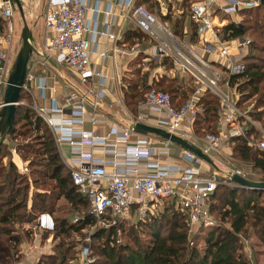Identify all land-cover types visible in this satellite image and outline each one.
<instances>
[{
	"label": "built area",
	"instance_id": "1",
	"mask_svg": "<svg viewBox=\"0 0 264 264\" xmlns=\"http://www.w3.org/2000/svg\"><path fill=\"white\" fill-rule=\"evenodd\" d=\"M137 1L49 0L47 4L44 26L49 55L74 73L85 87L80 94L69 91L61 102L51 98L48 107L35 108L50 130L70 180L87 201L88 212L94 220L84 241L79 242L78 264H95L91 257V232L118 226L132 211L141 219L153 216L165 202H171L185 216L190 234L214 227L216 222L211 218L209 201L217 186L239 187L232 181V175L248 180L242 171L233 169L223 174L215 165H221V159H229L224 145L246 137V125L251 122L248 111L237 106L236 87L232 88L228 81L221 83L212 60H204L185 49L168 26ZM159 4L166 9L163 2ZM258 6L260 0H193L190 3L188 20L197 29L199 50L214 54L229 75L241 74L244 70L242 57L250 41H223L217 31L229 24L228 16ZM13 11L9 0H0V18L10 31ZM165 13L169 11H162L163 16ZM128 23L147 37L153 56L171 59L175 70L183 68L195 77L196 85L179 107L168 93L149 90L138 101L137 114L128 119V124L108 125L100 105L107 96L106 85L112 81L122 89L123 82L118 74L108 75L104 63L108 59L131 60L139 53L138 44L121 43V33ZM102 39L112 46L101 48ZM185 53L195 55L202 66L187 63ZM12 54L11 38L0 37V110L13 64ZM33 78L28 68L27 83ZM66 84L64 89L70 90ZM46 89L43 82L40 90ZM206 90L219 100V121L216 133L199 136L193 125L199 114L200 98ZM122 99L117 95L115 103L120 113L126 115ZM135 124L151 126L186 141L208 156L213 165L160 137L135 133ZM247 142L249 147L264 152V130L260 131L259 139L251 136ZM62 147L68 149V155L63 154ZM12 153L16 156L15 150ZM17 169L22 174L27 171L25 165ZM54 228L52 215L47 212L38 215L36 231L52 233Z\"/></svg>",
	"mask_w": 264,
	"mask_h": 264
},
{
	"label": "trees",
	"instance_id": "2",
	"mask_svg": "<svg viewBox=\"0 0 264 264\" xmlns=\"http://www.w3.org/2000/svg\"><path fill=\"white\" fill-rule=\"evenodd\" d=\"M147 1L139 0L137 4L145 6ZM191 1L193 0H182L172 28L176 36H182L189 43H196L197 40L199 44L197 29L188 20ZM238 15L243 18L240 24L232 22L224 25L218 29L217 34L223 41L253 37L243 59L242 73L229 75L222 68L227 76L226 81L232 88L236 87L239 95L237 106L240 108L242 103L255 96H258L257 101L264 100V58L256 55H264V6L242 10ZM170 16L171 14H167L163 19L169 21ZM185 23L188 26L186 29H184ZM3 27L4 21L0 18V33ZM132 35L136 39L148 41L139 30H135ZM127 44L134 43L128 41ZM140 58L143 60L142 56H138L137 60ZM161 62L163 66L174 67L171 59L167 57H163ZM136 64L139 66L140 62L136 61ZM162 80L163 78H160L150 85L147 83L140 85L138 81L124 78L125 84L122 88L125 104L132 109L136 108L141 99L142 87L147 91L153 89L168 93L176 107L181 106L194 91L192 83L179 84L176 89H171L164 87ZM153 86L163 90L151 88ZM25 90L20 92V101L23 99V94L25 95ZM187 92L190 93L187 94ZM218 109L219 100L206 90L199 101V114L193 125L195 134L201 136L204 135L203 132L205 134L217 132L214 124L219 117ZM245 110L255 122L262 121L261 123L264 124V111ZM262 110H264V104H262ZM18 126L23 128V132L17 131ZM8 136L11 143L15 136H29L31 144L10 145V148L15 150L16 155L24 161L27 160L28 155L34 158L28 160L29 166L37 168L30 171L32 183L43 185L48 181L49 186H46L49 189L48 191L34 190L28 211L31 212V218L25 219V213L20 215L21 208L25 207L27 210V203L23 204V200L29 198L28 177L18 173L16 163H14L16 167L12 163L3 164L7 151L12 150L8 149L4 143L0 145V264H6L9 261L16 263L21 255L19 246L22 239L19 235H12L16 234L15 225L28 224L32 221L36 224L38 215L43 212L52 215L55 223L54 231L45 234H53L54 240L58 239L59 243L55 245L51 254L42 255L36 264H78L77 253L80 241L72 240L70 234L74 233L79 238L84 236L86 238L87 234L84 235L83 232L93 224L94 220L88 212L87 201L70 180L69 172L60 158L50 130L36 112L18 106L13 129ZM251 136L255 139L258 137L251 129H247L246 137L231 140V144L234 145V155L239 160L252 164L264 179V152L248 146L247 139ZM220 187L226 190V193L224 198L217 200L216 193ZM239 196L242 197L240 201ZM263 196L264 191L218 186L211 197L210 212L218 215L219 221L227 222L229 226L225 227L221 224L211 229L207 228L202 237L198 234L202 229L190 234L185 216L171 202H165L166 205H163L157 214L150 215L137 223V226L142 228L138 232L130 229L127 234L124 233L125 223L107 230L96 229L91 232V241L97 242L96 247H93L94 252L91 249V257L95 264H252L250 259L253 257L252 251L251 255L247 254L249 249H245L243 239L255 236L264 244V203L261 200ZM60 199L65 200L71 210L63 212L64 210L57 205ZM214 202H219V206L217 207ZM74 212L77 214L75 217ZM118 234L120 237L125 236L128 241L117 243ZM196 241L203 242V249L197 247ZM253 255H255L254 252Z\"/></svg>",
	"mask_w": 264,
	"mask_h": 264
},
{
	"label": "rangeland",
	"instance_id": "3",
	"mask_svg": "<svg viewBox=\"0 0 264 264\" xmlns=\"http://www.w3.org/2000/svg\"><path fill=\"white\" fill-rule=\"evenodd\" d=\"M19 1L22 5L24 20H25L28 28L32 32L34 31L36 37L38 36L39 41L41 42V37H43L44 33H45V27L41 26V29L36 30V24L38 22H40V25L43 24L44 18H45V13L47 10V4H48L49 0H19ZM150 1L151 2H149V4L145 5L146 8L152 14H154L156 16L158 21L167 25L168 28L170 29V31L172 32V34L174 36H176L173 32L172 25H174V22H175L174 19L176 18V13H177L178 9L180 8V6H176L175 4L173 5V7L170 6L169 13H167V14H171V16H170L169 21H167V20L163 19L164 16H163L162 11L160 9V5L155 2L156 0H150ZM172 2H176V1L172 0ZM154 4H156V5H154ZM173 11L176 13L174 14ZM13 12H14V15H13V19H12V30L10 31L8 29L6 22H4L3 31H2V33H0V37H2L4 39H6L8 36L11 38L12 47H13V54L11 57L12 62H14L16 55H17V53L21 47L20 35H21V30L23 28V21L21 19V16H20L18 10L16 8H14ZM246 18H248V17H246ZM227 19H228L229 23L233 22L236 24H240L241 20H243V18L240 15H234V16L231 15V16H228ZM227 24H224V25H227ZM187 27H188L187 23H185L184 29H186ZM183 34H184V32H183ZM176 37L178 38V40H176V39L175 40L178 41V43L182 44L185 47V49L192 50L194 53H196L199 57H202V59H204V60H212L213 69L215 71L219 72L221 83H223L224 81L227 80V76L224 73L222 66L219 64V62L216 61V57L214 54L213 55L203 54L199 50V45L197 44V40H196V43H192V42L189 43V42H187V39L182 38V36H180V37L176 36ZM245 39L249 40L251 42V39H253V37L248 36ZM135 41H138V43H141L143 47H145V45H146V42L142 41L140 38L135 39ZM36 44H40V43L36 41L35 46H36ZM136 44H137V42H136ZM41 46H42V51H43L44 47L46 46V42L43 45H39V48ZM248 48H249V46L246 48V50L244 52L245 54L243 55L242 59H244L245 55L247 54ZM256 55H258V57L264 58V55H262V54H256ZM37 57H38V55H37ZM35 58H36V54H33L31 56L30 60L34 61ZM161 60L162 59H159L158 57H155V56H153L150 60H147V61H143L140 58L139 60H137V62H140V65L139 66L136 65L134 68H132V71H130L127 74V77H129L132 80L138 81L140 85L150 83V77L152 76L153 81H158L160 78L161 79L163 78L162 82L164 83V87H166V88L170 87L171 89H176L179 84L184 85L185 83H192L193 84V85L191 84L192 87L195 88L196 79L192 74H190L187 70H185L183 68H181L182 70L177 71V70H175L174 67L172 68V67L163 66L160 64ZM39 61H42V60L39 59ZM172 63H173V61H172ZM257 63L261 64V62H257ZM243 64H244V62H243ZM61 71L66 76V78H68L69 80L75 81V79L73 78V75L71 74V72L67 68L63 69ZM138 72H139V74H138ZM137 74H138V78H137ZM153 76L155 78H153ZM209 76H211V74ZM211 77L213 78V76H211ZM137 79H139V80H137ZM175 79H177V81H175ZM221 83H218V85L220 86V88L222 90H224L225 87L222 86ZM150 84H152V83H150ZM150 84H148V85H150ZM151 88L163 90V88H159L157 86H153ZM142 89H143V91L141 94V99L143 98L144 94L147 92V89H144L143 87H142ZM188 93H190V92H187V94ZM257 99H258V96L252 97L251 99L242 103V105L240 106V109L255 110L256 112L264 111V110H262V104H264V100L257 101ZM20 102H21V105H20L21 107L28 108V109L32 110L34 113L36 112L35 111L36 105L34 104V99L32 96V90L31 89L28 88L27 90H25V95L23 94V99ZM219 111H220V105H219V109H218V116H219ZM250 120H251V122L255 123L256 125L255 124L252 125V124H250L251 122L250 123L248 122L246 127H247V129H251L252 132L256 133L258 135L257 139H259L260 138V131L264 130V124L261 123L262 121L261 122H255L252 118H250ZM218 121H219V119L214 124L216 129H217ZM17 131L19 133H21V132H23V128H20L18 126ZM203 133L205 135V132H203ZM201 136H203V135H201ZM3 143L9 149L10 145H19L21 143L31 144L32 141L30 140L29 136H27V137L15 136L12 140V143H11L10 137L7 136L4 139ZM34 145H36V144L34 143ZM233 147H234V145L231 143H229V145H224V150L226 151V153L228 155H230V157H229V159H221L223 162L221 165L215 164L218 167L219 171H221L223 174H226L229 170L236 169V170L242 171L244 174H246L247 179L249 181L264 182L263 181L264 179L262 178L261 173L258 170L254 169L252 164L247 163V162H243V161L239 160L237 157H235ZM10 149L12 150V148H10ZM7 153H8L7 156L3 159L4 165H7L8 163H12L15 166L14 163L16 162L17 163V167L15 166L16 168H21L22 165H25L27 168V171L25 172V174L20 173L17 169V171L20 175L28 177V183H29V191H28L29 192V198L23 200V204L25 202L27 203V210L25 209V207L21 208L19 213H20V215H23L25 213V219L31 218V212H28L30 209V205H31L30 204V198H31L35 189H41V191H48L49 182L45 180L46 182H44L45 184H43V185L42 184L34 185L32 183V176H31L30 171L32 169H37L35 167L29 166L28 160L34 159L32 156L28 155L27 160L24 161L22 158L19 157V155H16V156H18V158L20 160L19 159L16 160L15 159L16 157L15 156H14L15 158L13 157V153L10 150L7 151ZM212 156L217 158L215 154H213ZM46 185H48V186H46ZM218 186H220V185H218ZM223 186L228 187L227 185H223ZM236 187H238V186H232V187L230 186V188H234V189H237ZM238 189H240V188H238ZM225 193H226V190H224L221 187L218 188L217 193H216V199L219 200L220 198H224ZM241 199H242V197L239 196L238 200L240 201ZM261 200L264 203V196L261 198ZM210 203H211V200L209 201V205H210ZM214 203L217 207L219 206V204H218L219 202H214ZM57 205L59 206V208L64 210L63 212H66V211L68 212L69 210H71L69 204L63 199H60L57 202ZM163 205H166V204H162L160 206V209L162 208ZM25 211H27V212H25ZM221 212H222V210H221ZM133 214H136V213H134L133 211H132V213L130 212L129 215L127 216V218L122 219L120 221V224L125 223L123 232L126 234H127V231H129L130 229H132L133 231H136V232L142 230V228L137 226V223H139L140 220H144L145 218L141 219L138 216H134ZM73 215H74V217L77 216V214L75 212L73 213ZM211 218L214 219L217 226L221 225V224L225 225V227L229 226L227 222L226 223L220 222L218 215L211 213ZM32 219H33V217H32ZM34 226H35V224L33 221L28 223V224L23 223V224H16L15 225L14 230L16 231L15 232L16 234H12V235H19V237H21V239H22L21 240L22 242L19 246V251H20L21 255L17 259L16 263H12L9 261L6 264H36L41 259L42 255H49L54 251V247L57 243H59V240L58 239L54 240L53 234L47 235L45 233L36 231L34 229ZM211 228L212 227H210V229ZM205 230L206 229L200 230L198 232V234L201 235V237L204 236L206 233ZM89 231H90V227H87L83 232L84 235L89 233ZM196 232H197V230L194 233H196ZM26 233L27 234L30 233V234L25 235ZM70 236H71L72 240L76 239L78 242L84 241V239H85V236L82 238H79L78 235H76L74 233L70 234ZM127 241L128 240L125 239V236L120 237V234H118L117 243H126ZM243 241H244L245 249L246 248L249 249L247 251V254L251 255V251H252L253 257L250 258L251 261L253 262L252 264H264V244H262V242L259 239H257L255 236H252L250 238L247 237L246 239H243ZM196 244H197V247L199 249H203L204 244L202 241H196ZM96 245H97L96 241L90 240V246H92L91 249L93 252H94V248L96 247ZM253 252L255 255H253ZM29 254H30V256H29Z\"/></svg>",
	"mask_w": 264,
	"mask_h": 264
},
{
	"label": "crops",
	"instance_id": "4",
	"mask_svg": "<svg viewBox=\"0 0 264 264\" xmlns=\"http://www.w3.org/2000/svg\"><path fill=\"white\" fill-rule=\"evenodd\" d=\"M148 1H150V0H148ZM148 1L145 5L149 4ZM175 1L176 2H172V0H156L155 2L158 4H159V2H163L164 3L163 6H165L166 9L163 10L161 5L159 4L161 11H165V10L169 11L170 6L173 7L174 4L176 6H180V4L182 3V0H175ZM104 2H106V0H104ZM154 5H156V4H154ZM174 11H173V13H176ZM176 16H177V13H176ZM41 26H44V22L41 25H40V22H38L36 24V30L41 29ZM135 30H137V29H135V27L133 25L128 23L124 27V29L121 33V37H122L121 43L127 44L128 41H132L134 44H136V42H137L138 48H139V53H138L137 57L132 58L131 60L118 59L115 62L108 59L104 63V67H105L104 71L108 75L118 74L122 78L123 85L125 84L124 78L130 79L129 77H127V74L130 71H132V68H134L137 65L136 61H137L138 56H142L143 61L150 60L153 57L152 52H151L152 45L149 43V41L146 42L145 47H143L141 43H138V41H135L136 38L133 37V35H132ZM32 34H33L32 36L34 39L33 46L36 49V51L39 53V55H38V57L36 55V58L34 61L30 60L28 63V68L31 71V73L33 74L34 78L31 82L26 84L25 89L29 88L32 90V96H33L34 104L36 105V107H48L49 101L51 98H55L56 100L61 102L64 99L65 94H67L69 91H72L74 89H78L77 91L84 92L85 87L79 83L77 76L74 73H72L68 68L67 69L71 72L75 81L69 80L68 78H66V76L61 71L63 69H66V67L57 64L51 58V56L49 55L50 53L47 50V45L44 47L43 51H42V46L39 48V45H43L45 42L47 43L46 32L44 33V36L41 37V42L39 41L38 36L36 37L34 31L32 32ZM36 41L39 42L40 44H36V46H35ZM101 46H102L101 48H103V46L111 47L112 43H110V42L107 43L106 40L102 39L101 40ZM40 55H42L43 57H46V58L48 57V59L52 62V64H49L48 62H46L42 58V56H40ZM39 59H41L42 61H45L46 64L42 65L41 64L42 61H39ZM153 78H155V77L153 76ZM43 82L46 85L47 89L42 92L40 90V87H41ZM152 82H153V79L151 76L150 77V83H152ZM66 83H68V85L70 86V90L64 89V85ZM150 83H147V84H150ZM51 88H53V89H51ZM54 90H55V92H54ZM77 91H75V92H77ZM106 92H107V96H106V98L103 99V101L101 102L100 105H101V112L108 119V125L128 124L129 123L128 119L137 114V109L136 108L132 109L131 107H128L125 104L124 96H123V92H124L123 88L120 89V87H118L117 84L115 85L112 81H110L106 85ZM117 95L122 96V98H123L122 101L125 105L126 115H122L120 113V107L115 103V101L117 99ZM100 131L101 130H99V132ZM229 143H231V141ZM229 143H227L226 145H229ZM61 149H62V152L64 155H68V149L66 147H62ZM173 152H174V155L178 154V149L175 148L173 150ZM15 159L18 160V157H16ZM29 256H30V254H29Z\"/></svg>",
	"mask_w": 264,
	"mask_h": 264
},
{
	"label": "water",
	"instance_id": "5",
	"mask_svg": "<svg viewBox=\"0 0 264 264\" xmlns=\"http://www.w3.org/2000/svg\"><path fill=\"white\" fill-rule=\"evenodd\" d=\"M9 1L12 7L18 10L21 19L23 21V28L21 30V35H20L21 47L12 64V68L7 80L6 88L4 90L3 107L0 110V145L3 143L4 139L11 133L13 129L16 108L21 105L20 92L23 89H25V86L27 84L26 76H27L29 60L33 54L39 55V53L36 51V49L33 46L34 39L32 36V31L28 28L24 20L23 9L20 1L19 0H9ZM260 5L264 6V0H260ZM42 58L49 64H52V62L48 59V57L46 58L42 56ZM74 90L77 91V89ZM77 93L80 94L79 91H77ZM133 131L135 133L142 135L149 134L160 137L164 140L173 143L176 146H179L185 150L192 152L204 162L213 165L211 159L208 156L202 154L199 151V149L190 145L186 141L178 137H175L173 135H170L162 130L144 124H135L133 126ZM232 181L239 185V187L236 188L261 191V192L264 191V182H252L236 175H232Z\"/></svg>",
	"mask_w": 264,
	"mask_h": 264
},
{
	"label": "bare ground",
	"instance_id": "6",
	"mask_svg": "<svg viewBox=\"0 0 264 264\" xmlns=\"http://www.w3.org/2000/svg\"><path fill=\"white\" fill-rule=\"evenodd\" d=\"M184 55L186 58L185 61L187 63H191V64L193 63V65L198 64V65L202 66V64L199 62V59L195 55H193L191 53H185Z\"/></svg>",
	"mask_w": 264,
	"mask_h": 264
}]
</instances>
